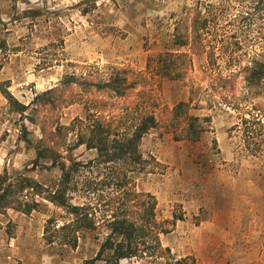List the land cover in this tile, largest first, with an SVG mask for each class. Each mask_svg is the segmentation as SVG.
Here are the masks:
<instances>
[{"label":"rangeland","instance_id":"obj_1","mask_svg":"<svg viewBox=\"0 0 264 264\" xmlns=\"http://www.w3.org/2000/svg\"><path fill=\"white\" fill-rule=\"evenodd\" d=\"M196 16L210 21L200 31L202 42L190 51L172 38L176 23L182 19L188 26ZM166 50L190 54L188 78L161 79L147 70L149 59L156 61ZM260 58V0H0V176L29 177L45 188L60 177L52 161L39 156L44 132L83 119L85 102L52 109L37 96L53 89L57 92L50 99L77 94L84 101L87 92L75 82H104L117 69L145 76L158 116H165V108L188 102L191 115L210 119L197 142L176 139L166 124L151 131L142 151L154 159L153 173L135 177L139 189L156 197L160 219L174 223L161 235L172 262L188 258L189 264H205L201 239L215 238L205 228H213L221 218L234 178L240 172L264 178V92L253 95L238 77L234 97L246 98L239 111L236 102L235 107L224 104L226 94L220 95L215 76L233 75ZM1 89L23 108L11 105ZM74 140L73 133L65 132L62 137L48 135L45 141L55 144L59 162L88 164L96 158V151L84 146L68 151ZM97 174L94 169L86 176ZM71 188L70 203L87 202L75 195V177ZM36 200L41 205L29 214L13 209L0 214V264H83L96 255L100 242L91 233H85L76 249L48 243V220L56 218L62 225L70 217L47 200ZM120 264H167V259L132 258Z\"/></svg>","mask_w":264,"mask_h":264},{"label":"trees","instance_id":"obj_2","mask_svg":"<svg viewBox=\"0 0 264 264\" xmlns=\"http://www.w3.org/2000/svg\"><path fill=\"white\" fill-rule=\"evenodd\" d=\"M260 2L264 7V0ZM209 21L196 16L187 26L181 19L176 23L172 39L179 41L180 47L189 46L191 51L202 42L204 32L200 31ZM179 29H187V32ZM191 69L190 54L178 50H166L157 56L156 61L151 58L147 64L149 72L169 80H185ZM238 77L253 95L263 94L264 58L252 60L233 75L223 76L218 72L215 76V81L222 88L220 95L226 94L224 104L234 106L236 102V109L240 111V103L246 98L234 97L235 84L240 83ZM75 83L87 92L84 101L77 94H58L50 99L48 96L57 92L53 89L37 96L40 104L51 108L85 102L86 115L83 119L76 118L69 127L56 124L49 134L43 130L45 140L48 135L62 137L65 132L73 133L75 140L68 151L84 146L87 150H95L96 158L88 164L59 162L61 156L55 144H46L43 139L44 147L39 156L50 159L59 169L60 177L45 188L29 177L0 176V214L7 209L29 214L41 205L36 200L40 197L65 210L70 217L63 220L62 225L56 218L48 220L44 229V238L48 243L58 242L76 249L85 233L93 234L100 242L96 255L83 264H120L122 260L132 258H165L167 264H172L169 249L163 248L161 243V235L169 233L174 223L160 219L156 197L139 189L135 181L137 175L153 173L155 166L154 159L146 157L142 151V142L161 124L170 127L176 139L197 142L207 131L209 117L191 115L188 102H179L172 109L165 108V116H158L148 78L133 77V72L127 69L114 70L104 82L82 80ZM1 92L11 105L23 108L8 90L1 89ZM229 93L231 96L227 100ZM254 125L256 123L250 126ZM94 169L98 170L95 178L86 176ZM74 177L75 195L79 193L87 200L75 206L70 203ZM173 264H189L188 258Z\"/></svg>","mask_w":264,"mask_h":264},{"label":"crops","instance_id":"obj_3","mask_svg":"<svg viewBox=\"0 0 264 264\" xmlns=\"http://www.w3.org/2000/svg\"><path fill=\"white\" fill-rule=\"evenodd\" d=\"M212 236L201 239L205 264H264V178L240 172ZM209 229L210 232H209Z\"/></svg>","mask_w":264,"mask_h":264}]
</instances>
